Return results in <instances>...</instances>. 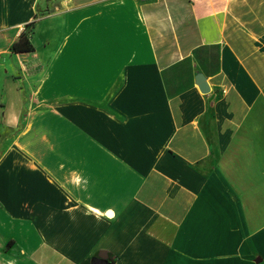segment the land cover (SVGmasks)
Segmentation results:
<instances>
[{
  "label": "crops",
  "instance_id": "obj_1",
  "mask_svg": "<svg viewBox=\"0 0 264 264\" xmlns=\"http://www.w3.org/2000/svg\"><path fill=\"white\" fill-rule=\"evenodd\" d=\"M0 145V264H264V0H0Z\"/></svg>",
  "mask_w": 264,
  "mask_h": 264
},
{
  "label": "trees",
  "instance_id": "obj_2",
  "mask_svg": "<svg viewBox=\"0 0 264 264\" xmlns=\"http://www.w3.org/2000/svg\"><path fill=\"white\" fill-rule=\"evenodd\" d=\"M29 33L30 32L24 31L19 35L18 39L11 46V51L13 53H31L34 51V48L32 44L30 43L28 36H27ZM212 71H214V69H212ZM212 71L208 69V70H205V73L212 72Z\"/></svg>",
  "mask_w": 264,
  "mask_h": 264
},
{
  "label": "water",
  "instance_id": "obj_3",
  "mask_svg": "<svg viewBox=\"0 0 264 264\" xmlns=\"http://www.w3.org/2000/svg\"><path fill=\"white\" fill-rule=\"evenodd\" d=\"M196 81L198 83H201V84H199V89L202 93H207L209 91L207 84L205 82H203V76H201V75L198 76Z\"/></svg>",
  "mask_w": 264,
  "mask_h": 264
},
{
  "label": "rangeland",
  "instance_id": "obj_4",
  "mask_svg": "<svg viewBox=\"0 0 264 264\" xmlns=\"http://www.w3.org/2000/svg\"><path fill=\"white\" fill-rule=\"evenodd\" d=\"M89 53H90L89 56L91 57V59H92V57H94V58L98 57L99 56V49L93 48L89 51ZM4 147H5V145H0V153L5 149Z\"/></svg>",
  "mask_w": 264,
  "mask_h": 264
}]
</instances>
